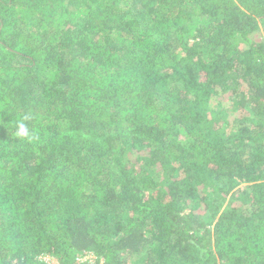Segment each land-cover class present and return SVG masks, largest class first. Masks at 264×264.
Listing matches in <instances>:
<instances>
[{
    "label": "trees",
    "instance_id": "16d2710c",
    "mask_svg": "<svg viewBox=\"0 0 264 264\" xmlns=\"http://www.w3.org/2000/svg\"><path fill=\"white\" fill-rule=\"evenodd\" d=\"M259 34L264 0H0V264H264Z\"/></svg>",
    "mask_w": 264,
    "mask_h": 264
},
{
    "label": "built area",
    "instance_id": "2783aa9c",
    "mask_svg": "<svg viewBox=\"0 0 264 264\" xmlns=\"http://www.w3.org/2000/svg\"><path fill=\"white\" fill-rule=\"evenodd\" d=\"M38 259L44 262L45 264H58V262L52 256L49 255H41L38 257ZM96 260L97 257L91 252H86L78 258V261L81 263L82 262L94 263Z\"/></svg>",
    "mask_w": 264,
    "mask_h": 264
},
{
    "label": "clouds",
    "instance_id": "9594fccd",
    "mask_svg": "<svg viewBox=\"0 0 264 264\" xmlns=\"http://www.w3.org/2000/svg\"><path fill=\"white\" fill-rule=\"evenodd\" d=\"M17 135L21 136V137H29L30 136L28 129L26 128V126L23 123L19 124V131H18Z\"/></svg>",
    "mask_w": 264,
    "mask_h": 264
},
{
    "label": "rangeland",
    "instance_id": "374dc122",
    "mask_svg": "<svg viewBox=\"0 0 264 264\" xmlns=\"http://www.w3.org/2000/svg\"><path fill=\"white\" fill-rule=\"evenodd\" d=\"M257 39L262 41L264 40V37L261 34H259V36H257ZM135 259H136V256H135ZM135 259H133L132 264H140L141 262L140 258H137V260Z\"/></svg>",
    "mask_w": 264,
    "mask_h": 264
}]
</instances>
